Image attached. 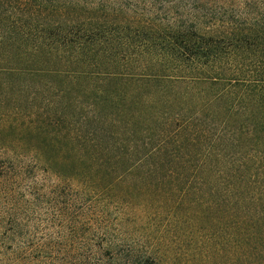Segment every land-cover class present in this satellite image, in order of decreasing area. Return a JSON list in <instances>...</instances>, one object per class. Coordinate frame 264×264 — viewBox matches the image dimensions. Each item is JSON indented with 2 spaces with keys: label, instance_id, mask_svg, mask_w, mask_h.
Here are the masks:
<instances>
[{
  "label": "trees",
  "instance_id": "obj_1",
  "mask_svg": "<svg viewBox=\"0 0 264 264\" xmlns=\"http://www.w3.org/2000/svg\"><path fill=\"white\" fill-rule=\"evenodd\" d=\"M0 264H264V0H0Z\"/></svg>",
  "mask_w": 264,
  "mask_h": 264
},
{
  "label": "rangeland",
  "instance_id": "obj_2",
  "mask_svg": "<svg viewBox=\"0 0 264 264\" xmlns=\"http://www.w3.org/2000/svg\"><path fill=\"white\" fill-rule=\"evenodd\" d=\"M152 220H155V223L156 224H160L162 226L169 225L170 223L173 222V221L166 220L165 217H156V218H152ZM135 233L138 234V235H144V232L143 231H136Z\"/></svg>",
  "mask_w": 264,
  "mask_h": 264
}]
</instances>
